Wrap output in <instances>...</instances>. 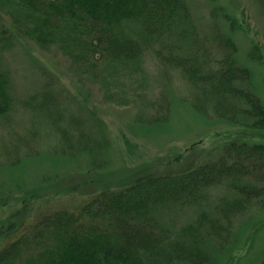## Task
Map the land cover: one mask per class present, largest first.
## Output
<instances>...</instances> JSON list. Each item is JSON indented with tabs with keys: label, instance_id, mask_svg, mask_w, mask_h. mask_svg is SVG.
Wrapping results in <instances>:
<instances>
[{
	"label": "trees",
	"instance_id": "1",
	"mask_svg": "<svg viewBox=\"0 0 264 264\" xmlns=\"http://www.w3.org/2000/svg\"><path fill=\"white\" fill-rule=\"evenodd\" d=\"M0 7L12 9L28 39L58 47L86 76L119 83L120 73L139 74L145 56L155 52L194 88L195 111L244 130L205 153L193 169L157 173L143 166L118 189L102 186L77 209L12 225L0 246V264H212L235 223L254 208L264 209V103L230 35L213 31L224 51L223 58H213L201 45L188 0H0ZM109 100L124 101L120 93ZM50 102L46 98L43 105ZM14 104L9 75L0 69V121ZM224 185L230 196L207 204ZM9 201L0 204L15 199ZM189 208L198 210L196 219L175 232L158 218ZM21 209H28L26 203Z\"/></svg>",
	"mask_w": 264,
	"mask_h": 264
},
{
	"label": "rangeland",
	"instance_id": "2",
	"mask_svg": "<svg viewBox=\"0 0 264 264\" xmlns=\"http://www.w3.org/2000/svg\"><path fill=\"white\" fill-rule=\"evenodd\" d=\"M188 4L201 45L213 58H223L213 31L229 34L239 63L252 71L255 91L264 103L261 1ZM232 18L242 29L231 28ZM18 23L12 9L0 7V69L9 75L15 102L8 118L0 121V202L15 199L10 205L0 204V246L10 237L12 225L19 227L54 210L77 209L102 186L116 190L143 166L157 173L193 169L209 151L240 138L242 128L216 119L209 122L194 110V88L164 66L155 52L145 56L139 74L126 71L120 73L119 83L107 82L84 75L58 47L37 45L19 31ZM254 49L259 52L251 58ZM115 93L122 95V103L109 100ZM46 98L51 100L48 106L43 105ZM97 177L100 182H94ZM65 188L73 191L61 192ZM229 196L224 185L212 191L207 204ZM25 203L28 209L22 211ZM197 213L193 208L177 209L158 218L175 232L194 221ZM261 221L264 209L256 208L238 220L224 250L212 256V264H260Z\"/></svg>",
	"mask_w": 264,
	"mask_h": 264
}]
</instances>
